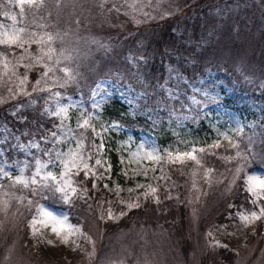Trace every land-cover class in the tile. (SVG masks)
I'll list each match as a JSON object with an SVG mask.
<instances>
[{
	"label": "trees",
	"instance_id": "16d2710c",
	"mask_svg": "<svg viewBox=\"0 0 264 264\" xmlns=\"http://www.w3.org/2000/svg\"><path fill=\"white\" fill-rule=\"evenodd\" d=\"M143 1L146 0H136L135 4L132 0H40L18 11L16 19L23 30L21 42L18 46H0V51L14 59L20 53L32 54L40 45L24 31H33L50 37L55 33L53 45L58 52L64 47L65 56L57 64L52 60L25 59L13 66V61H7L19 70L20 76L26 73L28 79L21 92H28L25 95L12 92L15 83L11 76L0 75V131L6 140L39 139L53 129L54 119L43 111L51 93L78 95L86 101L98 79L105 76L117 79L120 74L134 79L145 77L138 104H147L153 120L158 122L166 116L161 107L165 99L149 90L162 82L167 68L171 70L170 81L176 78L183 86L179 76L190 77L205 65L216 63L225 50L230 58L239 48L254 45L253 41L258 44L264 41V1L261 0H147L150 3L146 19L141 18L133 25L131 15H140L137 5ZM3 6L7 5L0 2V19L6 11ZM86 37L89 41L84 40ZM139 51H142L141 59L134 54ZM257 52V58L251 57V62L264 74V51ZM221 63L226 68L229 65L228 60ZM133 72L136 76L131 75ZM217 73L224 76L228 71ZM227 77L224 80L228 81ZM241 87L236 86L238 90ZM249 97L264 107L263 86ZM117 107L118 102L111 101L107 112L125 127H153L144 116L120 114ZM262 123V128L242 136L235 147L238 157L235 155L234 160L245 158L244 171H264V119ZM87 135L90 137L89 131ZM208 152L211 153L199 154L200 162L210 168V177L200 183L198 191L193 187L195 173L191 163L167 162L154 198L112 222H102L98 217L97 200L104 191L100 182L93 184L81 175L75 178V195L69 204L53 191L37 192L29 207L23 201L15 205L14 211L7 212V232L0 230V257L11 243L10 264H59L32 256L30 251L25 220L38 200L66 211L69 221L95 240L97 255L92 264L100 256L114 254H122L124 258L127 255L130 258L127 260L143 256L157 264H240L237 255L224 248H209L205 242L204 233L209 226L225 220L229 211L247 206L241 188L242 174L236 180L234 192L226 193L227 186L217 171L224 168L225 172L230 164L214 154H222V148ZM108 159L114 170L116 154L108 153ZM260 228L258 224L256 233ZM247 242L244 251L251 249V254L241 264H264V258L259 257L263 240L251 235Z\"/></svg>",
	"mask_w": 264,
	"mask_h": 264
},
{
	"label": "rangeland",
	"instance_id": "374dc122",
	"mask_svg": "<svg viewBox=\"0 0 264 264\" xmlns=\"http://www.w3.org/2000/svg\"><path fill=\"white\" fill-rule=\"evenodd\" d=\"M39 1L0 0L7 5L3 6L6 11L0 19V46L19 45L23 30L16 19L18 11ZM149 3L146 0L136 4L140 15H131L133 25L147 16ZM24 32L40 45L32 54L22 56L20 53L14 59L0 51V75H10L15 83L12 92L23 95L28 92H21L28 78L25 72L20 76L19 70L13 68L17 62L33 59L52 60L57 64L65 56L64 47L58 52L53 45L55 33L50 37L41 32ZM84 40L89 41L87 37ZM253 42L254 45L247 44L236 50L230 58L225 50L216 58V63L205 65L190 77L179 76L183 86L176 78L170 81L171 70L167 68L162 82L149 90L165 99L161 107L166 116L158 122L153 120L147 104H138L143 95L144 76L141 79L124 74L117 79L102 77L92 85L86 101L78 95L51 93L43 111L54 119L53 129L39 139L12 137L6 140L0 131V230L7 232V212L14 211L15 205L23 201L29 207L31 198L39 191H53L69 204L75 195V178L80 175L93 184L101 183L104 191L99 193L97 213L102 222L116 221L128 210L154 198L156 186L166 173L167 162L191 163L195 173L193 187L198 191L200 183L210 177V168L200 162L199 154L222 148V154H214L230 164L225 171L227 174L224 168L217 171L227 186L226 193L234 192L236 180L242 174L241 188L246 194L247 206L229 211L225 220L206 229L204 238L209 248H224L237 255L241 264L251 254V249L244 251L249 236L255 235L264 242V171H244L245 158L234 160L235 155L238 157L235 147L240 138L263 126L264 107L249 94H256L264 87L263 72L251 62V57L257 58V50L264 51V41ZM134 54L141 59L142 51ZM225 60L229 61L227 68L221 63ZM7 61H13V66ZM62 69L64 72L65 68ZM224 69L228 71L224 75L228 76V81L217 73ZM131 75L136 76V73ZM237 84L242 85L239 90ZM111 101L118 102L120 114L144 116L153 127H125L107 112ZM110 152L117 157L114 170L108 159ZM39 196L42 197V193ZM258 224L261 228L256 233ZM25 228L32 256L59 264H92L97 255L95 240L79 225L71 223L66 211L42 201L36 200L31 206ZM11 251L13 246L9 243L0 264L11 263ZM260 256L264 258V245ZM125 258L122 254L104 255L96 264H157L143 256L127 260L130 258L125 255Z\"/></svg>",
	"mask_w": 264,
	"mask_h": 264
}]
</instances>
